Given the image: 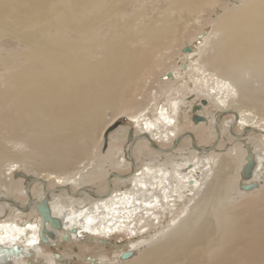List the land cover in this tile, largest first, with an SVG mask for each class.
I'll return each mask as SVG.
<instances>
[{
	"label": "bare ground",
	"instance_id": "bare-ground-1",
	"mask_svg": "<svg viewBox=\"0 0 264 264\" xmlns=\"http://www.w3.org/2000/svg\"><path fill=\"white\" fill-rule=\"evenodd\" d=\"M263 181L264 0H0V264L68 263L42 227L122 238L90 264H264Z\"/></svg>",
	"mask_w": 264,
	"mask_h": 264
},
{
	"label": "rangeland",
	"instance_id": "rangeland-1",
	"mask_svg": "<svg viewBox=\"0 0 264 264\" xmlns=\"http://www.w3.org/2000/svg\"><path fill=\"white\" fill-rule=\"evenodd\" d=\"M185 19H186V17H185ZM188 21L190 22V20H188ZM207 26L208 25L205 24L203 27H207ZM181 41H183V39ZM172 60L174 63L176 62V60H174V59H172ZM165 71L166 70H163L161 73H166ZM189 96H191V95H189ZM205 99L206 98H201V99L195 98L194 95L191 96V98L189 97L188 99H186V101H193L192 105L188 104L187 108H185L186 116L189 119V121L191 122L192 126L195 124V122H201V121H203V123L209 122V120L207 118V113H209V112L206 111L205 106H204L208 102ZM208 105H210V103H208ZM212 106L213 105L208 107L210 109V112L214 113V115H219V119L222 118V120L220 122H219V119L216 118L215 119V125L217 126L219 123L223 124V126L226 125V121L230 120L232 118V115H229V112H226L224 115H221V112L217 113L215 108L214 107L212 108ZM111 114L112 113L110 110L106 111L105 120L109 121L111 119ZM184 114L185 113L183 111L180 112V114H179L180 125L182 126V124H183L182 130H189V132L190 131L192 132V130H191L192 127H189V128L185 127V124L183 123L184 120L182 117L184 116ZM121 126H127V127L129 126L127 116L119 117L117 119V122L112 125V127H111L112 129L110 128L109 131L115 132V130L117 131ZM130 127L131 126H129V128ZM132 130H134V127H131L130 130L128 131L129 137L127 136L125 141H123L124 145H127V142L129 141L128 138H130L131 135L133 137ZM114 136H116V135H114ZM108 138L109 137H107V134H106V137L104 138L105 144H103L101 147V149L104 151L107 148ZM205 138L204 139H205L206 145H210L212 143V141L213 140L215 141V139H216V138L215 139L209 138L208 136L207 137L205 136ZM247 138H249V137L245 136V141L247 140ZM229 142L231 145L232 144L231 141H229ZM230 145H228V146L230 147ZM16 149H18V147H13L12 150H16ZM225 152L227 154L230 153V152H227V150H221L220 151V153H225ZM4 164H7V161L4 162ZM25 166L26 167H14V166L12 167V170H14L13 172H14V176L16 179H24V178L28 177V175L32 174L33 170H35L33 165L26 164ZM139 168H140V166H139ZM200 169H203V167H201ZM43 173H45V172H43ZM263 185H264V181H263ZM15 197H17V195H15ZM32 197L36 198V197H38V195L35 193H32ZM22 201H24L23 198L21 199V202ZM5 214H7V211H5ZM36 214H38V213H36ZM38 216H39V214H38ZM28 218H29V215L25 214L21 219L22 220H26V219L28 220ZM3 219H4V217H3ZM56 229L57 228L52 229L53 232L51 230H49V231H51V235H49V234L45 235V241H42V247L45 251L49 250V251H52L54 253L61 254V255H63L65 253L66 255L67 254L69 255V258L71 256L70 260L67 261L68 263H65V264H90L89 263L91 261L89 259L90 257H91V259H93V257H97V258L106 257V258L111 259L113 256L111 254L114 252V250L119 249L118 247H122V245H123V247H126V245H124L123 241H121L122 238H117V237H112V238H108V239H106L105 237H103V238H92L90 235H86L84 237H79L76 239H73L72 236H70L71 238L67 239V237H65V236H67L66 233L63 235H60L61 230L57 231ZM56 231H57V233H56ZM103 264H106V263L103 262Z\"/></svg>",
	"mask_w": 264,
	"mask_h": 264
},
{
	"label": "water",
	"instance_id": "water-1",
	"mask_svg": "<svg viewBox=\"0 0 264 264\" xmlns=\"http://www.w3.org/2000/svg\"><path fill=\"white\" fill-rule=\"evenodd\" d=\"M183 50H187V47H184ZM253 165H254L253 156L250 153H248L246 156V163L243 165L242 173H241L244 179H246L250 175ZM255 186H256V183L252 182V183H247V184H241L240 188L243 190H250V189H253ZM37 212L43 220L47 219L53 226H56V227L59 226L57 220H53L50 218L51 216L49 215V211L47 209L45 200H43L41 203H39V205H37ZM45 232H46L45 228L43 227L40 228L39 235L42 241L43 240L45 241V237L43 236ZM47 233L51 235L50 231ZM129 254H130L129 252H124L122 254V258L128 257Z\"/></svg>",
	"mask_w": 264,
	"mask_h": 264
}]
</instances>
